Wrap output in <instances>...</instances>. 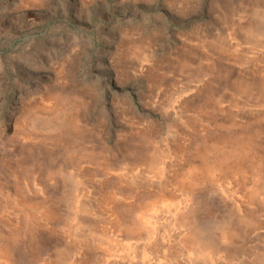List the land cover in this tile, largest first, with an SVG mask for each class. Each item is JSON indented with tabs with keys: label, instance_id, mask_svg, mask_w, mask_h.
Here are the masks:
<instances>
[{
	"label": "rangeland",
	"instance_id": "obj_1",
	"mask_svg": "<svg viewBox=\"0 0 264 264\" xmlns=\"http://www.w3.org/2000/svg\"><path fill=\"white\" fill-rule=\"evenodd\" d=\"M257 255L264 0H0V264Z\"/></svg>",
	"mask_w": 264,
	"mask_h": 264
},
{
	"label": "bare ground",
	"instance_id": "obj_2",
	"mask_svg": "<svg viewBox=\"0 0 264 264\" xmlns=\"http://www.w3.org/2000/svg\"><path fill=\"white\" fill-rule=\"evenodd\" d=\"M262 17V16H261ZM261 27V26H260ZM222 161H225V160H222ZM225 163V162H224ZM203 164V163H202ZM218 164H219V162H218ZM226 164V163H225ZM205 165V164H204ZM202 167H205V166H202ZM217 167V166H216ZM203 170H205V169H203ZM218 170V169H217ZM195 171V170H194ZM197 171V170H196ZM220 171V170H219ZM225 171V170H224ZM206 172V171H205ZM217 172V171H216ZM221 172V171H220ZM197 174H198V172H196ZM227 173V172H226ZM218 174V173H217ZM201 177V176H200ZM200 177H199V179H200ZM206 178V177H205ZM201 179H203V178H201ZM210 180V179H209ZM203 181V180H202ZM158 184V183H157ZM155 217V216H154ZM161 219V218H160ZM143 221V220H142ZM153 222V221H152ZM144 223H146V222H144ZM143 223V224H144ZM156 223V222H155ZM159 223V222H158ZM230 223H231V221H230ZM146 225V224H145ZM144 225V226H145ZM161 226V225H160ZM156 228V227H155ZM228 228V227H227ZM219 229H221V228H219ZM226 229V228H225ZM218 230V229H217ZM220 232V231H219ZM226 232V231H225ZM224 232V233H225ZM223 233V238H224V240H226L227 241V243H233L234 242V238H235V233L234 232H232V231H228L227 233H225L224 234ZM220 234H221V232H220ZM222 235V234H221ZM220 237H222V236H220ZM218 238V237H217ZM191 239V238H190ZM208 239V238H207ZM210 240H211V238H209ZM219 239V238H218ZM193 240H194V238H193ZM192 240V241H193ZM209 240V241H210ZM221 241V240H220ZM219 241V242H220ZM225 241V242H226ZM222 242V241H221ZM204 243V242H203ZM223 243V242H222ZM219 244H221V243H219ZM233 245H235L234 243H233ZM233 245H232V247H233ZM168 246V245H167ZM197 246V245H196ZM194 247V246H193ZM218 247V246H217ZM226 247H228V246H226ZM239 247V246H238ZM196 248V247H195ZM219 248V247H218ZM225 248V247H224ZM250 249V248H249ZM193 250H195V249H193ZM198 250V249H197ZM201 250V249H200ZM199 250V251H200ZM222 250V249H221ZM227 250V249H226ZM256 250V249H255ZM239 251V250H238ZM262 251V250H261ZM213 252V251H212ZM235 252V251H234ZM233 252V253H234ZM249 252V251H248ZM253 252V251H252ZM201 253V252H200ZM245 252L243 251V254H244ZM255 253V252H254ZM257 253V252H256ZM255 253V254H256ZM259 253V252H258ZM154 254V253H153ZM231 254H232V252H231ZM242 254V255H243ZM126 255V254H125ZM235 255H236V253H235ZM211 256V255H210ZM260 255H257V256H255V259H253L254 260V262H250L251 264H264V260L262 259V258H264V257H259ZM213 257V256H212ZM243 257V256H242ZM202 258V257H201ZM211 257H209L208 259H207V262H210L211 261V259H210ZM229 258V257H228ZM232 258V257H231ZM238 258H240V257H238ZM200 259V258H199ZM189 260V259H188ZM193 260V259H192ZM228 260H230V259H228ZM231 261V260H230ZM238 261V260H237ZM235 262V260L233 261V263ZM245 262V261H244ZM211 263V262H210ZM230 263V262H229ZM242 263V262H241ZM215 264V263H214Z\"/></svg>",
	"mask_w": 264,
	"mask_h": 264
}]
</instances>
